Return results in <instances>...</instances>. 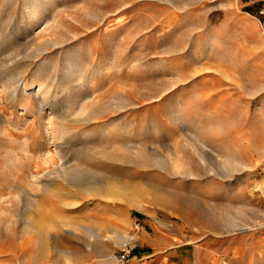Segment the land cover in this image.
I'll list each match as a JSON object with an SVG mask.
<instances>
[{"label": "rangeland", "instance_id": "rangeland-1", "mask_svg": "<svg viewBox=\"0 0 264 264\" xmlns=\"http://www.w3.org/2000/svg\"><path fill=\"white\" fill-rule=\"evenodd\" d=\"M0 264H264V0H0Z\"/></svg>", "mask_w": 264, "mask_h": 264}, {"label": "built area", "instance_id": "built-area-1", "mask_svg": "<svg viewBox=\"0 0 264 264\" xmlns=\"http://www.w3.org/2000/svg\"><path fill=\"white\" fill-rule=\"evenodd\" d=\"M141 229V225H140V222L137 221L136 223V233ZM125 257V255H124Z\"/></svg>", "mask_w": 264, "mask_h": 264}]
</instances>
